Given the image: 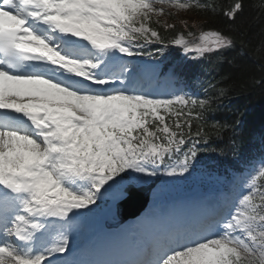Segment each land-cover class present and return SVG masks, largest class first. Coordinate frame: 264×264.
<instances>
[{
  "label": "snow or ice",
  "instance_id": "snow-or-ice-1",
  "mask_svg": "<svg viewBox=\"0 0 264 264\" xmlns=\"http://www.w3.org/2000/svg\"><path fill=\"white\" fill-rule=\"evenodd\" d=\"M247 7L0 0V264H264V152L241 155L226 194L154 219L129 258H64L109 200L132 199L156 179L189 180L212 132L231 131L235 143L241 118L209 125L228 91L209 81L200 98L184 76L193 61L236 48L237 34L215 18L234 25ZM257 8L264 14V0ZM170 44L189 63L165 71Z\"/></svg>",
  "mask_w": 264,
  "mask_h": 264
},
{
  "label": "trees",
  "instance_id": "trees-1",
  "mask_svg": "<svg viewBox=\"0 0 264 264\" xmlns=\"http://www.w3.org/2000/svg\"><path fill=\"white\" fill-rule=\"evenodd\" d=\"M261 2L262 0H246L248 7L245 15L234 25L225 24L222 18L216 17L217 26L231 28L237 34L236 48L225 52L220 58L200 62L193 72L188 73L191 77L193 73L201 76L204 88L199 91L200 98H205L209 81L213 84L218 82L219 88L228 91V95L214 106L215 111L211 113L209 125L231 123L234 119L241 118L240 113H244L243 127L236 129L235 143L232 132L228 130L220 136L212 132L208 141L213 148H230L228 152L235 157L241 156L247 149L244 147L247 138L264 133V86L257 83L264 77V48H261V41L264 40V14L257 8ZM199 18L208 19V15L202 14ZM240 33L245 35L241 37ZM166 35L171 39L173 33ZM241 39L245 41L246 47H242ZM201 64L205 65V70L201 69Z\"/></svg>",
  "mask_w": 264,
  "mask_h": 264
},
{
  "label": "rangeland",
  "instance_id": "rangeland-1",
  "mask_svg": "<svg viewBox=\"0 0 264 264\" xmlns=\"http://www.w3.org/2000/svg\"><path fill=\"white\" fill-rule=\"evenodd\" d=\"M162 59H164V57H161Z\"/></svg>",
  "mask_w": 264,
  "mask_h": 264
}]
</instances>
